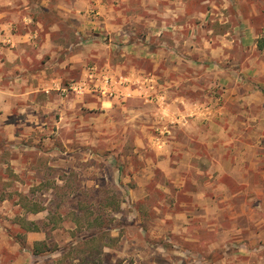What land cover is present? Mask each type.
<instances>
[{
	"label": "rangeland",
	"instance_id": "obj_1",
	"mask_svg": "<svg viewBox=\"0 0 264 264\" xmlns=\"http://www.w3.org/2000/svg\"><path fill=\"white\" fill-rule=\"evenodd\" d=\"M196 2L192 15L214 13L175 18L183 31L153 37L149 11L161 8L135 0L125 9L135 47L112 49L106 33L64 90L0 105V264H79L31 253L49 231L50 248L66 254L79 205L112 219L118 241L100 264H264V0ZM82 70L98 77L78 93L70 87ZM119 73L134 76L131 96L121 95ZM162 96L186 113L160 119ZM23 197L44 210L25 212ZM16 218L41 232L24 233Z\"/></svg>",
	"mask_w": 264,
	"mask_h": 264
},
{
	"label": "crops",
	"instance_id": "obj_2",
	"mask_svg": "<svg viewBox=\"0 0 264 264\" xmlns=\"http://www.w3.org/2000/svg\"><path fill=\"white\" fill-rule=\"evenodd\" d=\"M192 1L149 0V5H157L161 8V12L154 9L149 11L153 15L149 19V36H164L167 33L176 34L183 31L185 25L182 23L176 25L175 18L182 20L181 17L189 19L198 16L200 19V17H210L214 13L210 7L192 15L188 9ZM209 2L210 0H197L196 3L201 5ZM131 3H135V0H0V84L4 85L6 81L9 84H18L19 87L18 93H14L11 90L13 85H1L0 105L6 104V99L10 100L14 97L24 100L39 92L48 90L58 92L60 88L64 90L68 84L70 85L68 82L72 81L70 75L74 68L84 66L88 61L87 53L90 47L94 48L105 42L106 33L114 34L117 41L110 45L112 49L126 50L135 47L134 41L129 40L127 44V39H131L134 35L132 32H127L130 28L128 25L130 23L132 25L135 18L134 12L125 10L126 7L133 8ZM156 17L163 18V24H159L155 20ZM190 28V32L193 33L198 29ZM245 32L250 33L248 27ZM47 66L53 70L51 75L42 69ZM81 74L77 83L71 84L70 87V89L74 88L72 90L79 88L78 93L86 91L88 84L98 77L87 70H82ZM135 77L134 82L137 83L142 79L149 81L147 75ZM117 78L121 95L131 96L132 92L126 86L134 76L119 73ZM121 95L118 94L117 97H123ZM83 98L80 96L79 100L82 102ZM160 98L161 102L167 105L159 112L162 115L160 119L170 121L171 115L175 118L176 115L186 113L167 97ZM55 99L56 97L53 99L54 104L51 102L53 106ZM179 101L183 102V99ZM173 106L181 109H173ZM9 109V106L3 109V114L8 113ZM129 114L142 113L129 109Z\"/></svg>",
	"mask_w": 264,
	"mask_h": 264
},
{
	"label": "trees",
	"instance_id": "obj_3",
	"mask_svg": "<svg viewBox=\"0 0 264 264\" xmlns=\"http://www.w3.org/2000/svg\"><path fill=\"white\" fill-rule=\"evenodd\" d=\"M55 190H59L57 186L52 187ZM102 207L104 209L110 208L108 211L111 213L119 212V205L117 203L103 200ZM20 207L27 213L37 214L44 210L43 207L37 206L36 204H29L27 199L24 197L20 199ZM71 222L74 225L76 232L75 239L67 246V253L64 249L52 250L50 245L47 243L49 231L44 232L47 238L41 241H35L31 253L33 256H38L51 251H58L61 256L67 258H76L79 264H100L103 251L105 248L114 247L117 244L118 239L110 235V225L112 222L111 218L102 217L99 214H95L93 211L87 210L86 207L79 205L77 212H71ZM16 224L24 233H38L41 232L40 227L37 223L28 221L23 218H16ZM88 231V233H86ZM55 247V246H54Z\"/></svg>",
	"mask_w": 264,
	"mask_h": 264
},
{
	"label": "built area",
	"instance_id": "obj_4",
	"mask_svg": "<svg viewBox=\"0 0 264 264\" xmlns=\"http://www.w3.org/2000/svg\"><path fill=\"white\" fill-rule=\"evenodd\" d=\"M72 89H74V88H72Z\"/></svg>",
	"mask_w": 264,
	"mask_h": 264
}]
</instances>
